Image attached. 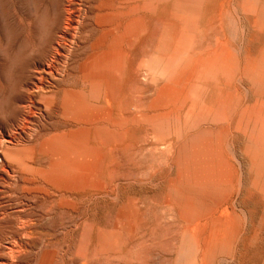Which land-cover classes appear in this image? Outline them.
Listing matches in <instances>:
<instances>
[{
    "label": "rangeland",
    "instance_id": "374dc122",
    "mask_svg": "<svg viewBox=\"0 0 264 264\" xmlns=\"http://www.w3.org/2000/svg\"><path fill=\"white\" fill-rule=\"evenodd\" d=\"M88 1L91 5L93 4L92 1L97 2L94 3V7L96 6L95 4L99 3V0H0V263L77 264L76 262H78V264H188L189 262L184 260V257H181V254L184 252L188 257H194L196 261L194 264H201L202 253L205 248V238L210 232L212 224L214 222L225 224V222L228 221L226 224H231L234 229L233 247H231L228 254L218 255L219 257L216 256L213 264H264V195L256 191L253 186L252 163L251 160L248 159L250 157L246 154V147L250 142V136L248 134L249 128H247V130L245 129L246 125L252 124V122L255 121L261 122L260 120L264 119V104L258 100L253 89H251L252 87L249 81L246 80L242 74H239L242 75V78L241 76H237V79L233 81H228L223 76H219L217 80L208 79L205 81L204 86L203 101L206 106L208 105V108L215 107L222 99L225 100L229 96L237 97L238 105H241L237 108V112L240 116V112H242L241 118L236 112L237 114H234V116H236H233L234 120L229 123L231 124L230 126L228 123L222 122H210L209 124V121L199 125V127L202 126L200 128H204L205 126V128H208L209 126L213 129L225 128L229 130V136L231 137H229V150L221 145L215 144L204 159V162H209L211 164L209 168L213 170V172L215 171L222 180L224 179L226 191L211 189L209 187H201L193 190L192 203L197 209V212L201 215V217H197V220L184 216L181 209L170 199L168 191H166L170 186L172 187V185L178 187L182 180L183 168L178 161V148L183 142V138L171 135L168 137V140L163 142L156 140L153 132H151L152 129H148L151 128V126L147 119L153 116L168 117L179 114L177 112L178 102L175 104V101L168 102V100L183 99L188 84V82L184 81H189L193 72H191V70H184V72L183 70H177V74L176 72L173 73L174 76L173 74L166 75L157 72L160 75L159 77L157 73L150 72L147 68L139 69L141 72L138 70V67L136 68L139 62L149 60L154 52L156 42H159V45L162 44L161 46L167 44V40H165L167 38L163 36L165 33L162 32L161 29L165 23L172 20L169 11L170 5L166 2L160 4L157 12V14L159 13L158 16L146 12L145 23H150L151 25H146V32L138 40L135 47L132 48L136 51L130 50L131 54L133 52L134 54L131 55L129 52L128 72H126L125 81L117 99L97 111V115L95 112L94 117L98 121L96 125H102V123H104V125L107 124L106 126H109V132L114 135V139L110 141L111 143L105 144V142L99 139L98 141L92 138L88 144V147L90 146V151L88 153L90 157L88 158H86L87 154L79 159L62 158L63 155L61 154H52V149L50 150L51 152H49V142L53 134V136H55L56 133V135H58L61 132L66 133L68 130L74 129L73 123L65 119L62 114L64 92L86 88V84L82 82L81 76L79 75L80 67L85 57L90 53L89 46L94 40L92 38L96 37V34L93 33L94 28L91 26L94 19L91 14L93 10L88 12V10L94 9V7L91 5L89 6L87 3ZM222 1L224 0H205L206 18H203L201 29L196 33L189 34L188 38L181 35H179V38H183L182 41L189 42L186 45L188 46L186 50L190 57H193V60H198V58L215 60L220 54L219 48L221 46L225 45V48H230L231 46L237 47L236 53L238 59L241 58L239 60L242 63L241 66L243 65L242 67H244L250 61L249 59L255 57L259 50L262 49L261 46H264V38H262V36L264 37V28L260 29L255 25L253 15L242 7V0L224 1L225 4H222L223 9L221 5ZM79 3H81V6H79ZM163 3L165 4V8L163 7ZM88 6L91 9L88 8ZM84 8L86 10H84ZM220 9H222V11H220ZM68 11H72L73 13L70 12L72 14L82 11L80 14L81 16L84 14V16L81 20V27H83L81 31L84 30L85 32L83 34L86 35L87 33L88 36L90 33L89 38L92 35H94V37L90 38L92 41L90 42V40H87L89 38H87L86 35L85 42L84 36L79 33V35H77L78 39L83 43L78 45L79 41L76 39L74 47L70 44L71 48H75L77 52H74L75 49L70 48L71 50H68L70 52L65 51L67 55H65V53L62 54L64 57L66 56V58L57 61L55 55L53 56L51 54H54V49H56L53 45L57 42L59 44L62 41L60 40L62 37L58 34V31L62 29L64 25L63 18ZM219 11L221 13H219ZM85 14L88 16L85 17ZM60 16L62 17L61 19L59 18ZM87 17L90 18V20L88 19V21L91 22H89V24L88 21L85 20ZM256 19L259 20L258 17ZM154 20L157 21L154 22ZM89 25L91 27H89ZM147 26H149L150 29H148ZM213 34H215V36ZM80 35H82L83 39ZM59 37L61 38L59 39ZM236 38L238 40H236ZM52 41L54 43L53 45H51ZM63 42L64 41H62V43ZM75 46L79 47V49ZM179 50L182 51V49ZM147 53H150L151 56ZM69 54L70 57H68L67 60ZM49 55L50 57H48ZM43 65L45 67L49 66V68L57 67L59 75L45 77L42 74ZM142 70H144V73ZM186 72H189L188 75H186ZM134 74H136V76ZM138 75L141 78L137 77ZM185 75L189 77L188 80ZM76 77L79 80L76 79ZM143 77H145V80H143ZM239 77L241 80L243 79V81H240ZM237 80H239V82H237ZM144 82H146V85L143 84ZM215 82H218V85H216L217 83ZM40 83L42 84L40 85ZM168 84L169 86H167ZM231 84L234 85L232 86ZM166 86L168 88H166ZM159 88L162 90L160 91ZM146 89L148 90L146 91ZM48 94L51 96L49 97ZM248 95L252 96L250 97ZM153 97L156 98L154 99ZM246 97L248 98L246 99ZM249 97L250 99L252 98L251 101ZM150 98H152V100ZM147 99L149 101H147ZM250 104H252V107ZM170 106L173 109L170 108ZM140 107L145 113L142 112ZM244 107L245 109L242 111ZM253 109L255 111H253ZM163 110L165 111L162 113L161 111ZM250 110L252 112H250ZM146 112L151 114L147 115L148 113ZM255 112H258V115ZM134 113L135 115H133ZM180 114H182L181 117H184L183 112ZM124 115H127V117H123ZM247 115H249V118H247ZM243 116H247V119ZM254 117H256L255 120ZM238 118L240 122H242V118H244V123L242 122L243 124L241 123V126L239 120H237ZM116 123H122L123 125L122 127H118ZM127 125H129L128 132ZM138 127L140 128L139 131L137 130L139 129ZM142 127L143 129H141ZM48 128L51 130L49 131ZM236 128H238V131H233ZM242 130L243 132L241 133ZM245 130L247 132H244ZM50 132L51 135H49ZM44 139L49 141L48 144H46L47 142H45ZM177 139L178 142L176 141ZM40 142H42L41 144L45 143V146L41 145ZM91 143L96 147L91 145ZM165 144L168 145L165 146ZM163 145L165 147H163ZM110 146L115 149H110ZM168 147L170 148L167 149ZM6 148L10 150L13 149L12 151H14V149L16 150V148L20 151L28 150V162L31 166L34 164L33 167L37 171L31 178L34 176L33 179L38 180L40 178L38 176V171H44L47 174L46 178H48L49 185L46 186L47 192L45 195L24 190L26 185L22 181L29 176L23 175L20 167H18L15 162H12V160H8L4 154ZM233 149L236 151V154L233 153ZM38 150L43 151L38 152ZM109 151L111 153H109ZM230 152H232V155ZM88 163L93 165V171L95 172H93L90 180L86 178V171H83L84 166H87ZM202 171L204 170L201 167L200 172ZM240 173L242 175H240ZM239 176L243 177L241 178ZM1 184H3L4 187ZM56 190L58 192H56ZM82 190L84 193H87L83 195ZM91 190L93 192H91ZM76 193L79 194L77 195ZM226 205L227 207L225 208ZM170 206L173 207L170 208ZM222 206L223 209H221ZM18 209L21 210V212ZM10 211L18 215L14 216L15 214L12 215V213H9ZM16 211H19L21 215ZM1 212L3 213L2 215ZM218 212L223 215L221 216ZM4 214L7 216L5 217ZM25 214L27 215L25 216ZM27 216L30 220L32 219V222L26 219L28 218ZM196 216L197 215H195V217ZM213 216L216 217L214 218ZM3 217H5V219ZM2 218L4 220L8 219L6 221L7 223ZM24 219L26 224L22 223ZM33 222H37V225ZM199 222H202L203 227ZM197 223L198 225L196 226ZM23 224L24 227H26L25 225H31L33 228L31 226L24 228ZM22 227L24 231H22ZM93 227L96 231L93 230ZM29 230L30 233H28ZM98 230H101L100 235L98 234ZM195 232L196 234H194ZM110 233H113L111 235L112 238L110 237ZM186 234L200 235V242L192 247L184 245ZM104 235L108 239H106V237L103 238ZM24 236H26L25 240ZM94 238H97L96 244L95 241H93L95 240ZM101 239H104V241L102 242ZM201 239H203V241ZM235 239L238 240L236 241ZM15 241L16 245H18L15 249L19 250L21 248L20 251L17 250L18 252L14 249ZM98 243L100 246L97 245ZM6 248L11 249L10 254L8 253L9 250ZM76 248H84V251L82 252V250H80L81 253L78 249L79 252H76ZM4 250H6V254L8 253L7 256L3 254ZM104 250L105 252H103ZM25 252L31 253L26 254ZM84 253H86V255ZM11 254H17L14 255L17 258L11 256ZM78 254H82V256ZM9 255L10 258H8ZM19 255L24 257L20 258ZM13 257L17 263L15 260L14 262L12 261ZM59 260L62 262H59Z\"/></svg>",
    "mask_w": 264,
    "mask_h": 264
},
{
    "label": "bare ground",
    "instance_id": "6f19581e",
    "mask_svg": "<svg viewBox=\"0 0 264 264\" xmlns=\"http://www.w3.org/2000/svg\"><path fill=\"white\" fill-rule=\"evenodd\" d=\"M69 1V0H68ZM92 1V0H91ZM96 1V0H94ZM227 1V0H224ZM224 1H222L221 5L224 3ZM162 2H166L168 5H170V13H171V17L172 20H170V22H167L163 25L162 32L165 33L167 39V44H164L163 46L159 45V42L155 44V48H154V52L152 54V56L150 55V53H147L148 55H150L151 57L149 58V60L147 61H142L138 63V66H136V68L138 67L139 69H143V68H147L150 72L153 73H161V74H168V75H172L174 72H176L177 70H191V72H193V75L191 76V78L187 77L186 75H188V73L190 72H186L187 74L185 75L187 77V80L189 78V81H184V82H188L187 87H186V91L184 94V97L182 100L180 99H175V100H168L169 101H175L178 102V108H177V112L179 114L177 115H171L168 117H162V116H153V117H149L147 120L151 126V128L148 129H152L151 132H153L154 136L156 137V140L159 141H165L168 140V137L171 135H176L178 138H183V142L180 144L179 148H178V161L180 163V166H182L183 168V175L181 176V182L179 184L178 187L170 186V188H168V195L170 197V199L181 209V211L183 212L184 216H187L190 219H196L197 217L201 215L197 212V209L195 208V206L193 205V195H192V191L198 188H206L209 187L211 189H217V190H223L226 191V184L225 182L221 179V177L213 170H211L209 167L211 166V164L209 162H204V159L206 158V156L208 155V153L210 152L211 148L217 144V145H221L222 147L226 148L229 150V130L227 129H213L210 128L208 126V128H205L206 126L204 124L203 127L204 128H200L202 126L199 127V125L201 123L207 122H214V123H230L234 120V114H237V108H238V98L235 96H229L227 97V99L220 101L215 107L213 108H208L204 101H203V97H204V86H205V81L208 79L211 80H217L219 78V76H223L225 77L228 81H233L234 79H237V76H241L242 75L246 78V80L249 81L250 85H251V89H253L254 94L256 95V97L258 98V100H260L261 102H263L264 104V46H261L262 49L259 50V52L257 53V55L255 57H253L252 59H249L250 61L244 66H241V62L238 59L237 56V47H233L231 46L230 48H225L224 46H221L219 49L220 54L218 55V57L215 60H208V59H192L193 57H190L188 51L186 50L188 46H186L189 42L188 41H182V39L179 38V35L181 36H185L186 38H188L189 34H193L198 32L203 24V18H206V12H205V0H99L98 4H95L96 6L94 7V3L97 2H93L92 1V5L89 4L90 2L88 1L87 3L89 4V6H93L94 9H91L89 6L88 8H90L91 10H88V12L92 11V15H93V22H92V27L94 28V32L96 34L95 38L94 35H92L90 38L94 39L93 42L91 41V39L89 38V36L87 35V40H90V42H92L89 46V50L90 53L85 57L81 67H80V76H81V80L83 83L86 84V88L85 89H78V90H68L66 92H64V96H63V101H62V114L65 117V119H67L69 122H72L74 125V129L72 130H68L66 133H60L58 135L55 134V136L52 135L50 142H47L46 144H48V142L50 143V149L49 152H51L50 150L52 149V154H58V155H63L62 158L66 157V158H74V159H79V158H83L86 154V158L90 157V155H88L90 149L88 147V144L90 143L91 139L93 138L94 140H101L102 142L109 143L111 140L114 139V135L111 134L109 131V126H106L107 124L104 125V123H102V125L97 126L96 122H98L94 115L96 112L97 115V111L101 110L102 108H104L105 105H109L110 103L114 102L118 95L119 92H121V88L122 85L124 84L125 81V76H126V72L128 69V57H129V52L132 48L135 47L136 43L138 42V40L144 35V33L146 32V25H151L150 23H145V14L146 12H148L149 14H153L158 16L157 12H158V8L160 6V4ZM66 3V2H65ZM82 3V2H81ZM81 3H79L81 6ZM86 3V6H87ZM233 3V2H232ZM164 4V3H163ZM225 4V3H224ZM231 4V3H230ZM234 4V3H233ZM242 7L244 8V10H246L247 12H249L250 14L253 15L254 17V23L258 28H264V0H242ZM219 5V4H218ZM165 6V4L163 5V7ZM233 6V5H232ZM84 7V6H83ZM219 7V6H218ZM225 7V6H224ZM227 7H228V3H227ZM66 8V7H63ZM69 8V7H67ZM76 8V7H75ZM81 8V7H80ZM165 8V7H164ZM234 8V7H232ZM71 9V8H70ZM77 9V8H76ZM222 9H223V5H222ZM222 9H220V11H222ZM236 9V8H234ZM67 10V9H66ZM72 10V9H71ZM74 10V9H73ZM81 10V9H79ZM83 10V9H82ZM84 10H86L84 8ZM83 10V11H84ZM165 10V9H164ZM229 10V8H228ZM161 11V10H160ZM163 11V8H162ZM167 11V10H166ZM219 11V13H221ZM234 11V10H233ZM72 11H68V13H66L65 17L63 18V27L58 34H60V36L62 37V39H60L61 37H59L60 40L64 41L62 43L58 42L53 45V41L52 44L53 47H55L56 49H54V54L51 55H55L56 60L57 61H61V59H65L66 56L64 57L62 54L65 53V51L67 52L71 46L75 45V40L78 39L79 33H81L84 37V41L86 39V35H84L83 33L85 32L84 30H82L83 27H81V20L84 16H81V12L80 13H76V14H72L70 13ZM78 12V11H77ZM237 12V11H236ZM84 13V12H83ZM161 13V12H160ZM163 13V12H162ZM218 13V12H217ZM218 13V14H219ZM235 13V12H234ZM246 13V12H245ZM89 14V13H88ZM233 14V13H232ZM88 16L85 14V17ZM221 16V15H220ZM234 16V15H233ZM237 16V14H236ZM235 16V17H236ZM84 17V18H85ZM217 17V16H216ZM259 18V20H257L256 18ZM60 19L62 18L61 16L59 17ZM219 18V17H218ZM90 20L89 17H87V20ZM156 19V18H155ZM239 19V18H238ZM236 20V19H235ZM92 21V19H91ZM157 20H154V22H156ZM58 22L60 23V21L58 20ZM86 22V21H85ZM90 21H88L89 24ZM151 22V20H150ZM91 23V22H90ZM222 23V22H221ZM155 24V23H154ZM223 24V23H222ZM232 24V23H231ZM59 25V24H58ZM83 25V24H82ZM89 25V27H91ZM237 25V24H236ZM86 26L88 27L87 23ZM154 26V25H153ZM240 26V25H239ZM243 26V25H242ZM148 29L149 26H147ZM223 27V25H222ZM61 28V27H60ZM237 28V27H236ZM223 29V28H222ZM58 30V29H57ZM86 30V28H85ZM96 30V31H95ZM224 30V29H223ZM233 31V30H232ZM90 32V31H88ZM97 32V33H96ZM224 32V31H223ZM242 33V32H241ZM92 34V31H91ZM217 34V33H215ZM215 34H213L215 36ZM219 34V33H218ZM236 34V33H235ZM82 35L81 38H82ZM187 35V36H186ZM79 36V38H80ZM162 36V37H163ZM220 36V35H219ZM77 37V38H76ZM80 38V39H81ZM82 38V39H83ZM155 38V37H154ZM262 38H264L262 36ZM55 39V38H54ZM163 39V38H162ZM161 39V40H162ZM239 39V37H238ZM236 38V40H238ZM164 40V39H163ZM201 40V39H200ZM79 41V39H78ZM56 42V41H54ZM86 42V41H85ZM195 42V41H194ZM237 42V41H235ZM80 43L83 42H78V45ZM164 43V41H163ZM71 44V46H70ZM196 44V43H195ZM223 44V42H222ZM236 44V43H235ZM89 45V44H88ZM199 45V44H198ZM262 45V44H261ZM228 46V45H227ZM238 46V45H237ZM77 47V46H75ZM193 47V45H192ZM199 47V46H198ZM79 49V47H77ZM71 49H75V48H71ZM70 49V50H71ZM136 49V48H135ZM179 49H182V51H180ZM207 49V48H206ZM52 50V49H51ZM86 50V49H85ZM134 50V49H132ZM153 50V49H152ZM74 51V50H73ZM136 51V50H134ZM70 52V51H68ZM74 52H77L76 49ZM133 52V51H132ZM151 52V51H150ZM241 52V51H240ZM73 53V52H72ZM81 53V51H80ZM136 53V52H135ZM192 53V52H191ZM77 54V53H76ZM131 54V52H130ZM134 54V52L132 53ZM131 54V55H132ZM142 54V53H141ZM140 54V55H141ZM65 55H67L65 53ZM240 55V53H239ZM253 55V54H252ZM50 57V55L48 56ZM67 56V60H68ZM148 57V56H147ZM141 58V57H140ZM195 58V57H194ZM210 58V57H208ZM132 59V58H131ZM137 59V58H136ZM55 60V59H54ZM140 60V59H139ZM52 61V59H51ZM136 61V60H135ZM53 62V61H52ZM51 62V63H52ZM53 64V63H52ZM49 65V64H48ZM59 65V64H58ZM66 65V64H65ZM64 67V66H63ZM134 67V65H133ZM130 69V68H129ZM132 69V68H131ZM145 70V69H144ZM142 70V72L144 71ZM147 70V71H148ZM140 71V70H139ZM148 71V72H149ZM141 72V71H140ZM241 72V73H240ZM75 73V71H74ZM144 73V72H143ZM142 73V76H143ZM159 73H157V76L160 77ZM42 74L45 77H49V76H58L59 72L57 67H53V68H49V66H42ZM148 74V73H147ZM146 74V75H147ZM177 74V72H176ZM184 74V73H183ZM242 74V75H239ZM136 76V74H134ZM145 75V76H146ZM150 75V73H149ZM148 75V76H149ZM152 76V75H151ZM150 76V77H151ZM156 76V75H155ZM164 76V75H163ZM162 76V78H163ZM174 76V74H173ZM137 77H140L139 75ZM136 77V78H137ZM169 77V76H168ZM134 78V76H133ZM141 78V77H140ZM145 80V77H143ZM147 78V76H146ZM153 78V77H151ZM157 78V77H156ZM173 78V77H172ZM76 79H78L76 77ZM155 79V78H154ZM184 79V78H183ZM240 79V77H239ZM79 80V79H78ZM133 80V79H132ZM136 80V79H135ZM153 80V79H152ZM165 80V79H164ZM174 80V79H173ZM224 80V79H222ZM240 81H243V79ZM247 81V82H248ZM133 82V81H132ZM167 82V80H166ZM181 82V81H180ZM237 82H239V80H237ZM236 82V83H237ZM150 83V82H149ZM179 83V82H178ZM208 83H212V82H208ZM214 83V82H213ZM216 85H218V82ZM42 83H40L41 85ZM133 84V83H132ZM143 84L146 85V82H144ZM157 84V83H156ZM170 84V83H169ZM169 84L167 86H169ZM177 84V83H176ZM175 84V85H176ZM180 84V83H179ZM183 84V83H182ZM137 85V84H136ZM152 85V84H149ZM147 85V86H149ZM172 85V84H170ZM185 85V84H184ZM183 85V86H184ZM232 85V84H231ZM230 85V86H231ZM234 85V84H233ZM232 85V86H233ZM236 85V84H235ZM131 86V85H130ZM135 86V85H134ZM138 86V85H137ZM144 86V85H143ZM161 86V85H160ZM163 86V85H162ZM166 86V88H168ZM243 86V85H242ZM248 86V85H247ZM38 87V86H37ZM35 87V88H37ZM47 87V86H46ZM45 87V88H46ZM126 87V86H125ZM146 87V86H145ZM159 87V86H158ZM185 87V86H184ZM219 87V86H218ZM224 87V86H223ZM222 87V88H223ZM250 87V86H249ZM50 88V87H49ZM148 88V87H147ZM163 88V87H162ZM174 88V87H171ZM207 88V87H206ZM220 88V87H219ZM229 88V87H228ZM227 88V89H228ZM236 88V87H235ZM51 89V88H50ZM127 89V88H126ZM149 89V88H148ZM146 89V91L148 90ZM151 89V88H150ZM160 89V88H159ZM210 89V88H209ZM208 89V90H209ZM214 89V87H213ZM218 89V88H217ZM215 89V90H217ZM35 90V89H34ZM40 90H44V89H40ZM152 90V89H151ZM162 89H160L161 91ZM178 90V89H177ZM211 90V89H210ZM230 90V89H229ZM237 90V89H236ZM243 90V89H242ZM247 90V89H246ZM51 91V90H48ZM137 91V90H136ZM156 91V90H155ZM159 91V90H158ZM159 91V92H160ZM170 91V90H169ZM248 91V90H247ZM150 92V91H149ZM217 92V91H216ZM215 92V93H216ZM220 92V90H219ZM223 92V91H222ZM230 92V91H229ZM237 92V91H236ZM244 92V91H243ZM38 93H39V88H38ZM37 93V94H38ZM164 93V92H163ZM179 93V91H178ZM209 93V92H208ZM214 93V92H213ZM232 93V92H230ZM240 93V92H239ZM238 93V94H239ZM43 94V93H41ZM151 94V93H150ZM155 94V92H154ZM153 94V95H154ZM158 94V93H157ZM207 94V93H206ZM205 94V95H206ZM225 94V93H224ZM245 94V93H244ZM45 95V94H44ZM49 97L51 96L50 94H48ZM160 95V94H159ZM208 95V94H207ZM226 95V94H225ZM47 96V95H46ZM54 96V95H53ZM150 96V95H149ZM218 96V95H217ZM237 96V94H236ZM250 96V95H248ZM252 96V95H251ZM250 96V97H251ZM42 97V95H41ZM207 97V96H206ZM249 97V99H250ZM254 97V96H253ZM147 98V97H146ZM154 98V97H153ZM156 98V97H155ZM154 98V99H155ZM242 98V97H241ZM244 98V96H243ZM248 97H246L247 99ZM47 99V98H46ZM152 100V98H150ZM221 99V98H220ZM252 99V98H251ZM250 99V101H251ZM32 100V99H31ZM143 101V100H142ZM146 101V99H145ZM147 101H149L147 99ZM217 101V99H216ZM247 101V100H245ZM258 102V101H257ZM216 103V102H215ZM141 104V103H140ZM242 104V103H241ZM244 104V103H243ZM259 104V102H258ZM146 105V104H145ZM214 105V104H213ZM247 105V103H246ZM252 104H250L251 106ZM172 106V105H171ZM170 106V108H172ZM211 106V105H210ZM241 106V105H240ZM239 106V107H240ZM248 106V105H247ZM177 107V106H176ZM252 107V106H251ZM264 107V106H263ZM141 108V107H140ZM146 108V107H145ZM144 108V109H145ZM169 108V109H170ZM254 108V107H253ZM50 109V108H49ZM147 109V108H146ZM145 109V110H146ZM173 109V108H172ZM176 109V108H175ZM174 109V111H175ZM242 109V108H241ZM245 107L243 108L242 111H244ZM252 109V108H250ZM255 109V108H254ZM253 109V111H255ZM264 109V108H263ZM142 110V108H141ZM166 110V109H165ZM161 111L162 113L165 111ZM239 110V109H238ZM258 110V109H257ZM256 110V111H257ZM261 110V109H260ZM259 110V111H260ZM121 111V110H120ZM156 111V110H155ZM160 111V110H159ZM168 111V110H167ZM171 111V110H170ZM173 111V110H172ZM240 111V110H239ZM143 112V110H142ZM141 112V113H142ZM152 112V111H150ZM169 112V111H168ZM184 114V117L182 118L180 113ZM237 112V113H236ZM250 112H252L250 110ZM249 112V114H250ZM139 113V112H137ZM145 113V112H143ZM148 113V112H146ZM241 116H242V112ZM256 113V112H255ZM258 113V112H257ZM256 113V114H257ZM264 113V112H263ZM262 113V114H263ZM151 114V113H150ZM149 113L147 115H150ZM152 114H154L152 112ZM239 114V113H238ZM260 114V113H259ZM30 115V113H29ZM121 115V112H120ZM135 115V113L133 114ZM258 115V114H257ZM254 115V116H257ZM234 116V117H233ZM240 114L239 117L241 118ZM248 116V117H247ZM246 117L249 118V115H247ZM251 116V115H250ZM260 116V115H259ZM123 117H127V115L123 116ZM129 117V116H128ZM131 117V116H130ZM244 117V116H243ZM244 117V118H246ZM61 118V117H60ZM113 118V117H112ZM116 118V117H115ZM244 118L243 121H244ZM246 118V119H247ZM262 118V117H261ZM260 118V119H261ZM53 119V118H52ZM109 119V118H108ZM123 119V118H122ZM126 119V118H124ZM252 119H253V114H252ZM256 119V117H254V120ZM259 119V118H258ZM60 120V119H59ZM63 120V118H62ZM239 120V118L237 119ZM250 120V119H249ZM102 121V120H101ZM105 121V120H103ZM108 121V120H107ZM106 121V123H107ZM242 121V122H243ZM261 122H252V124H248L246 125V130L247 128H249L248 134L250 136V142L246 147V154L250 157L248 159L251 160L252 163V171H253V186L256 189V191H259L261 194L264 195V119L260 120ZM54 122V121H53ZM57 122V121H56ZM129 122V120H128ZM240 122V120H239ZM240 122V126L241 123ZM248 122V121H247ZM64 123V122H63ZM100 123V122H99ZM244 123V122H243ZM242 123V124H243ZM59 124V123H58ZM118 127H122V123H116ZM66 125V124H64ZM109 125V124H108ZM111 125V124H110ZM214 125V124H213ZM216 125V124H215ZM224 125V124H223ZM231 124H229L230 126ZM129 125H127L126 127H128ZM65 127V126H64ZM132 127V126H131ZM130 127V128H131ZM141 127V126H139ZM138 127V128H139ZM145 127V126H144ZM147 127V126H146ZM225 127V126H223ZM244 127V125H243ZM242 127V128H243ZM23 128V127H22ZM52 128V127H51ZM56 128V127H54ZM137 128V127H136ZM219 128V127H218ZM49 131L51 130L50 128H48ZM67 129V128H65ZM129 127L127 128V132H128ZM135 129V128H134ZM143 129V127L141 128ZM147 129V128H146ZM147 129V130H148ZM230 129V128H229ZM232 129V128H231ZM234 129V128H233ZM244 129V128H243ZM35 130V129H34ZM54 130V129H53ZM138 131L140 130L137 129ZM238 131V128H236L233 131ZM244 132H247V131ZM64 131V130H62ZM116 131V130H115ZM130 131V130H129ZM133 131V129H132ZM232 131V130H231ZM230 131V132H231ZM232 131V132H233ZM34 132V131H33ZM52 132V131H51ZM51 132L49 135H51ZM134 132V131H133ZM231 132V133H232ZM243 132V130L241 131V133ZM59 133V131H58ZM131 133V132H130ZM29 134V133H28ZM33 134V133H32ZM127 134V133H126ZM133 134V133H131ZM135 134V133H134ZM139 134V133H138ZM149 134V133H148ZM152 134V135H153ZM245 135V134H244ZM29 136V135H28ZM47 136V135H46ZM117 136V135H116ZM234 136V135H233ZM248 136V137H249ZM45 137V136H44ZM49 137V136H48ZM174 137V136H173ZM245 137V136H244ZM32 138V137H31ZM231 138V137H230ZM48 139V138H46ZM176 139V137H175ZM233 139V138H232ZM249 139V138H248ZM98 140V141H99ZM172 140V139H171ZM244 140V139H243ZM97 141V143L99 144V142ZM158 141V142H159ZM175 141V140H174ZM178 142V139L176 140ZM180 141V140H179ZM4 142V141H3ZM43 142V141H42ZM40 142V144L42 143ZM172 142V141H171ZM170 142V143H171ZM95 143V142H94ZM95 143V144H97ZM111 143V142H110ZM109 143V144H110ZM118 143V142H117ZM168 143V141H167ZM232 143V142H231ZM7 144V143H6ZM45 144V143H44ZM41 144V145H44ZM115 144V143H114ZM120 144V143H119ZM91 145H94L91 143ZM108 145V144H107ZM168 145V144H167ZM165 144V146H167ZM178 145V143H177ZM233 145V143H232ZM45 146V145H44ZM99 146V145H98ZM126 146V145H125ZM163 145V147H165ZM171 146V145H170ZM34 147V146H33ZM48 147V145H47ZM94 147H96L94 145ZM123 147V146H122ZM176 147V146H175ZM28 148V147H27ZM26 148V149H27ZM31 148V147H30ZM29 148V149H30ZM40 148V147H39ZM38 148V149H39ZM49 148V147H48ZM46 148V149H48ZM170 147H168L167 149H169ZM231 148V147H230ZM233 148V147H232ZM95 149V148H94ZM105 149V147H104ZM103 149V150H104ZM108 149V148H106ZM110 149H115V148H111ZM119 149V148H118ZM13 150V149H12ZM10 150L9 148H6L4 151L5 156L8 158V160H12V162H15L18 167H20V169L22 170L23 175H27L29 176L28 178H24L23 179V183L26 185L24 187V190L27 192H33V193H40V194H46L47 189L46 186H48V178H46V173L44 171H38V176L40 177L38 180L31 178L32 175L34 173H37L36 169L33 167V165L31 166L28 162V157H29V152L27 151H20L19 149L16 150L14 149V151ZM177 150V149H176ZM231 150V149H230ZM40 150H38L39 152ZM43 151V150H41ZM40 151V152H41ZM48 151V150H47ZM105 151V150H104ZM107 151V150H106ZM112 151V150H111ZM119 151V150H118ZM233 149V153L236 154V151ZM35 152V151H34ZM37 152V151H36ZM114 152V151H113ZM117 152V151H116ZM177 152V151H176ZM109 153H111L109 151ZM115 153V152H114ZM232 155V152H230ZM227 154V153H226ZM39 155V154H38ZM109 155V154H108ZM229 155V154H227ZM53 156V155H52ZM235 156V155H234ZM4 157V156H3ZM32 157V156H31ZM43 157V156H42ZM41 157V158H42ZM56 157V156H55ZM109 157V156H108ZM229 157V156H228ZM85 158V160H86ZM111 158V156H110ZM232 158V157H231ZM237 158V157H236ZM46 159V158H45ZM54 159V158H53ZM108 159V158H107ZM230 159V158H229ZM31 160V159H30ZM49 160V157H48ZM64 160V159H63ZM42 161V160H41ZM55 161V160H54ZM65 161V160H64ZM69 161V160H68ZM107 161V160H106ZM237 161V160H236ZM33 163V162H32ZM250 163V164H251ZM49 164V163H48ZM47 164V165H48ZM38 165V164H37ZM36 165V166H37ZM43 165V164H42ZM62 165V164H61ZM111 165V164H110ZM171 165V164H170ZM40 167V166H39ZM172 167V165H171ZM174 167V166H173ZM201 167L203 168L204 171H201ZM85 168V169H84ZM83 171H86V178L90 180V177L93 175V165L88 163L87 166H84ZM251 168V167H250ZM12 169V168H11ZM19 169V168H18ZM109 169V168H108ZM4 170V168H3ZM14 170V169H13ZM11 170V171H13ZM42 170V169H40ZM47 170V169H45ZM50 170V169H49ZM96 170V169H95ZM106 170V169H105ZM19 171V170H18ZM107 171V170H106ZM8 172V171H7ZM16 172V171H15ZM14 172V173H15ZM9 173V172H8ZM19 173V172H18ZM48 173V172H47ZM51 173V172H50ZM95 173V172H94ZM105 173V172H104ZM108 173V172H107ZM49 174V173H48ZM58 174V173H57ZM106 174V173H105ZM9 175V174H8ZM11 175V174H10ZM9 175V176H10ZM16 175V174H15ZM18 175V174H17ZM21 175V174H20ZM240 175H242L240 173ZM12 176V175H11ZM109 176V175H108ZM14 177V176H12ZM20 177V176H19ZM18 177V178H19ZM241 177V176H239ZM243 177V176H242ZM241 177V178H242ZM2 178V177H1ZM174 178V177H173ZM224 178V177H223ZM238 178V177H237ZM13 179V178H12ZM68 179V178H67ZM175 179V178H174ZM240 179V178H239ZM52 180V179H51ZM13 181V180H12ZM173 181V180H172ZM19 182V181H18ZM161 182V181H160ZM170 182V181H169ZM178 182V181H177ZM237 182V180H236ZM173 183V182H172ZM233 183V182H232ZM235 183V182H234ZM4 184V183H3ZM3 184H1L3 186ZM11 184V183H10ZM21 184V183H20ZM5 185V184H4ZM9 185V183H8ZM241 185V183H240ZM17 186V185H16ZM73 186V185H72ZM4 187V186H3ZM53 187V186H51ZM233 187V186H232ZM238 187V185H237ZM240 188V187H239ZM238 188V190H239ZM242 188V187H241ZM55 189V188H54ZM167 189V187H166ZM237 189V188H236ZM252 190V189H251ZM2 191V189H1ZM4 191V190H3ZM8 191V190H7ZM19 191V190H18ZM73 191V190H72ZM81 191V190H80ZM83 191V190H82ZM165 191V192H166ZM215 191V190H214ZM237 191V190H236ZM242 191V189H241ZM255 191V192H256ZM56 192H58L56 190ZM60 192V191H59ZM76 192V191H75ZM91 192H93L91 190ZM95 192V191H94ZM1 193V192H0ZM15 193V192H14ZM64 193V191H63ZM67 193V192H66ZM70 193V192H68ZM73 193V192H72ZM87 193V192H86ZM83 191V195L86 194ZM239 193V192H238ZM21 194V193H20ZM75 194V193H73ZM77 194V193H76ZM79 194V193H78ZM77 194V195H78ZM55 195V194H54ZM53 195V196H54ZM76 195V196H77ZM95 195V193H94ZM103 195V194H102ZM66 196V195H65ZM71 196V195H69ZM233 196V195H231ZM72 197V196H71ZM9 198V197H8ZM81 198V197H79ZM83 198V197H82ZM90 198V197H89ZM73 199V198H72ZM54 200V199H53ZM236 201V200H235ZM52 202V201H51ZM58 203V202H57ZM54 205V204H53ZM52 205V206H53ZM50 206V205H49ZM96 206V205H95ZM61 207V206H59ZM173 207V206H172ZM170 206V208H172ZM227 207V205L225 206V208ZM5 208V205H4ZM3 208V209H4ZM7 208V207H6ZM77 208V207H75ZM91 208V207H90ZM175 208V207H174ZM220 208V207H219ZM2 209V207H1ZM14 209V208H13ZM16 209V208H15ZM64 209V208H63ZM176 209V208H175ZM223 209V206L222 208ZM19 210V209H18ZM24 210V209H22ZM30 210V209H29ZM28 210V211H29ZM50 210V209H49ZM218 210V209H217ZM220 210V209H219ZM1 211V210H0ZM14 211V210H13ZM21 212V210H19ZM16 211V212H19ZM52 211V210H51ZM75 211V210H73ZM214 211V210H213ZM222 211V210H221ZM220 211V212H221ZM19 212V215H21V213ZM27 212V211H26ZM56 212V211H55ZM54 212V213H55ZM223 212V211H222ZM232 212V211H231ZM9 213H12L11 211ZM33 213V212H32ZM3 213L1 212V215ZM15 214L14 216H17L18 214H16L15 212L12 213V215ZM30 214V213H27ZM25 214V216L27 215ZM34 215H36L35 213H33ZM217 214V213H216ZM215 214V215H216ZM218 214L221 215V213L218 212ZM5 215V214H4ZM195 215H197L195 217ZM223 215V214H222ZM221 215V216H222ZM229 215V214H228ZM7 215H5L6 217ZM30 216V215H29ZM33 216V215H32ZM59 216V215H58ZM227 216V215H225ZM5 217H3L5 219ZM10 217V216H9ZM8 217V219H9ZM19 217V216H18ZM28 217V216H27ZM206 217V216H205ZM214 218L216 216H213ZM2 218V219H3ZM17 218V217H16ZM22 218V217H21ZM20 218V219H21ZM33 218V217H32ZM209 218V217H208ZM211 218V217H210ZM1 219V221H2ZM3 219V220H4ZM7 219V220H8ZM15 219V218H14ZM28 220H30V218H26ZM37 219V218H36ZM200 219V218H199ZM198 219V220H199ZM7 220H4L5 222ZM17 220V219H16ZM26 220V221H28ZM203 220V219H202ZM208 220V219H207ZM206 220V221H207ZM21 221V220H19ZM25 223V219L23 220ZM32 222V219L30 220ZM35 221V220H34ZM38 221V220H37ZM41 221V220H40ZM39 221V222H40ZM210 221V220H209ZM10 222V221H9ZM14 222V221H13ZM87 222V221H86ZM228 222V221H226ZM224 223H220V222H214L212 224V227L210 229V232L208 233L207 237L205 238V248L203 250L202 253V260H201V264H213V261L215 259L216 256L218 255H225L228 254L230 252L231 247H233V243H234V229L232 228L233 226L229 223L226 224ZM7 223V222H6ZM19 223V222H18ZM28 223V222H27ZM36 223L35 225H37V222H33ZM200 223V222H199ZM204 223V222H203ZM232 223V222H231ZM20 224V223H19ZM26 224V223H25ZM32 224V223H31ZM91 224V223H90ZM202 224V222L200 223ZM206 224V222H205ZM204 224V225H205ZM234 224V223H233ZM17 225V224H16ZM14 225V226H16ZM33 225V224H32ZM83 225V224H81ZM85 225V224H84ZM198 225V223L196 224V226ZM208 225V224H207ZM27 226H31V225H25ZM34 226V225H33ZM80 226V225H79ZM96 226V225H95ZM24 227V224H23ZM22 227V228H23ZM24 227V228H26ZM28 227V228H29ZM32 227V226H31ZM35 227V226H34ZM78 227V226H77ZM82 227V226H80ZM203 227V224H202ZM208 227V226H207ZM24 228L22 231H24ZM33 228V227H32ZM79 228V227H78ZM89 228V227H88ZM235 228V227H234ZM77 229V228H76ZM90 229V228H89ZM87 229V230H89ZM203 229V228H202ZM208 229V228H207ZM93 230L94 227H93ZM21 231V232H22ZM28 231V230H27ZM81 231V230H80ZM96 231V230H95ZM99 231V235H100V231ZM107 231V230H105ZM109 231V230H108ZM208 231V230H207ZM94 232V231H93ZM197 232V231H196ZM196 232L194 234H196ZM30 233V230L29 232ZM84 233V232H83ZM95 233V232H94ZM97 233V232H96ZM102 233V232H101ZM24 234V233H23ZM103 234V233H102ZM106 234V233H105ZM113 234V233H112ZM110 233V237L112 238V235ZM3 235V234H2ZM25 235V234H24ZM89 235V234H88ZM95 235V234H94ZM206 235V234H205ZM236 235V234H235ZM97 236V235H96ZM5 237V236H4ZM3 237V238H4ZM24 236V240H25ZM30 237V236H29ZM98 237V236H97ZM106 237L105 235L103 236V238ZM200 235H190V234H186L185 239H184V245L186 246H196L198 242H200ZM204 237V236H202ZM1 239V238H0ZM12 239V237H11ZM27 239V238H26ZM29 239V238H28ZM82 239V237H81ZM95 240V244H96V239ZM106 239H108L106 237ZM221 239V240H218ZM77 240V239H76ZM92 240V239H90ZM102 242L104 241V239H101ZM203 241V239H201ZM236 241L238 239H235ZM21 241V239H20ZM28 241V240H27ZM74 241V240H73ZM9 242V241H8ZM14 242V241H13ZM12 242V243H13ZM24 242V241H23ZM81 242V241H80ZM100 242V241H99ZM29 243V242H28ZM27 243V244H28ZM79 243V242H78ZM105 243V242H104ZM102 243V244H104ZM202 243V242H201ZM200 243V244H201ZM7 244V243H6ZM18 244V241H17ZM24 244V243H23ZM44 244V243H43ZM42 244V245H43ZM76 244V243H75ZM101 244V246H102ZM112 244V243H110ZM2 245V244H1ZM15 247L14 249L18 246L16 245V241L14 243ZM29 245V244H28ZM31 245V244H30ZM47 245V244H46ZM88 245V244H87ZM99 245V243L97 244ZM199 245V244H198ZM235 245V244H234ZM23 246V245H22ZM89 246V245H88ZM100 246V245H99ZM104 246V245H103ZM109 246V245H108ZM113 246V245H112ZM111 246V247H112ZM8 247V246H7ZM13 247V245H12ZM21 247V246H20ZM18 247V248H20ZM46 247V246H45ZM77 247V245H76ZM82 247V246H81ZM91 247V246H90ZM97 247V246H96ZM106 247V246H105ZM110 247V246H109ZM116 247V246H115ZM235 247V246H234ZM1 248V247H0ZM32 248V247H30ZM34 248V247H33ZM38 248V247H37ZM36 248V249H37ZM102 248V247H101ZM104 248V247H103ZM121 248V247H120ZM7 249V248H6ZM26 249V248H25ZM76 252L78 251L79 248H76ZM84 249V248H83ZM83 249H79L82 250V252L84 251ZM105 249V248H104ZM108 249V247H107ZM117 249V248H115ZM9 250L8 253H11V249H7ZM16 251L18 249H15ZM21 248L18 250L20 251ZM90 250V249H89ZM110 250V249H109ZM113 250V249H112ZM112 250H111V254H112ZM202 250V248H201ZM6 250H4L3 254H6L5 252ZM17 251V252H18ZM24 251V248H23ZM78 251V252H79ZM101 251V250H100ZM114 251V250H113ZM232 251V250H231ZM81 252V251H80ZM81 252V253H82ZM86 252V251H85ZM105 252V250L103 251ZM117 252V251H116ZM121 252V251H120ZM7 253V254H8ZM14 253V251H13ZM22 253V251H21ZM20 253V254H21ZM26 253V252H25ZM31 253V252H29ZM26 253V254H29ZM107 253V251H106ZM109 253V252H108ZM118 253V252H117ZM6 254V256H7ZM86 255V253H84ZM120 254V253H119ZM17 254H11V256H14ZM22 255V254H21ZM20 256L24 257V256ZM79 255V254H78ZM84 255V256H85ZM197 255V254H196ZM195 255V257H196ZM201 255V253H200ZM18 256V258H19ZM77 256V255H76ZM79 256H82L79 255ZM4 257V256H3ZM16 257V256H14ZM14 257H13V262H14ZM78 257V256H77ZM181 257H184V260H186L187 262H189L188 264H194L196 263V261L194 260V257L185 255L184 252L181 254ZM219 257V256H218ZM10 258V255L9 257ZM17 258V257H16ZM26 258V257H25ZM30 258V257H29ZM32 258V257H31ZM86 258V257H84ZM227 258V257H226ZM6 259V257H5ZM24 259V258H22ZM81 259V258H80ZM232 259V258H231ZM4 260V259H3ZM9 260V259H8ZM7 260V261H8ZM18 260V259H17ZM26 260V259H25ZM86 260V259H85ZM3 262V261H2ZM11 262V261H10ZM12 262V263H13ZM16 262V260H15ZM20 262V259H19ZM18 262V263H19ZM59 262H62L59 260ZM72 262V261H71ZM87 262V261H86ZM6 264L8 262H5ZM17 263V262H16ZM23 263V262H21ZM78 264V262H76ZM2 264V263H0ZM15 264V263H14Z\"/></svg>",
    "mask_w": 264,
    "mask_h": 264
}]
</instances>
